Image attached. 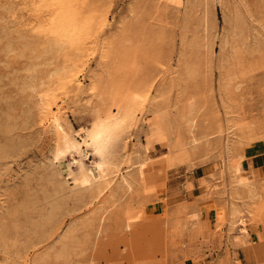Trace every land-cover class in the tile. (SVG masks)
Here are the masks:
<instances>
[{"label":"rangeland","instance_id":"1","mask_svg":"<svg viewBox=\"0 0 264 264\" xmlns=\"http://www.w3.org/2000/svg\"><path fill=\"white\" fill-rule=\"evenodd\" d=\"M263 162L264 0H0V264H264Z\"/></svg>","mask_w":264,"mask_h":264},{"label":"bare ground","instance_id":"2","mask_svg":"<svg viewBox=\"0 0 264 264\" xmlns=\"http://www.w3.org/2000/svg\"><path fill=\"white\" fill-rule=\"evenodd\" d=\"M63 12V11H62ZM67 12V11H66ZM64 15V14H63ZM67 15V14H66ZM73 15V14H72ZM69 17V15H68ZM74 19V17H73ZM67 20V19H65ZM68 21V20H67ZM65 22V21H64ZM68 23V22H67ZM70 23V22H69ZM75 21L73 22V25H74ZM71 24V23H70ZM64 26V24H63ZM68 26V25H67ZM70 26V25H69ZM75 26V25H74ZM78 26V25H77ZM83 27V26H82ZM74 28V27H72ZM76 28V27H75ZM69 29V28H67ZM59 31V30H58ZM57 31V32H58ZM70 31V30H68ZM72 31V30H71ZM66 32V31H65ZM70 33V32H69ZM127 106V105H125ZM129 107V106H127ZM131 107V106H130ZM127 110H129V108H127ZM132 111V109H130ZM133 113V112H132ZM132 116V115H131ZM135 118V116H132ZM98 121V120H97ZM128 121H130V116L128 114H125L124 112V108H121L120 112L116 115V116H113V117H109V119L105 120V121H100L96 124H94L93 126H91V128H89L87 131H86V135H85V138H84V143L83 144H93L96 149L99 151V153L101 155L104 156L105 154V150H107L106 148H109L107 147V145L109 143H111L112 141L115 140V138H117L118 135H120L123 131H125L127 125H129ZM57 123V121H56ZM133 125V124H132ZM58 126V124H56V127ZM130 127V126H129ZM127 130V129H126ZM122 138V137H121ZM64 140V139H63ZM82 141V140H81ZM123 141V140H122ZM72 141H68V144H67V147L66 149L70 150L71 148H74L76 146L73 145L71 143ZM118 142V141H117ZM81 144V143H80ZM121 144V143H120ZM82 145V144H81ZM90 145V144H89ZM112 145L113 142H112ZM117 146V145H116ZM90 147V146H89ZM119 147V145H118ZM79 148V147H77ZM93 148V147H91ZM114 148V147H112ZM113 150V149H112ZM109 151V150H108ZM95 152V151H94ZM97 152V151H96ZM108 153V152H106ZM112 153V152H110ZM115 153V152H114ZM97 155V154H96ZM109 156V155H108ZM107 156V157H108ZM113 157V156H112ZM106 158V157H104ZM99 159H101V157H99ZM103 159V158H102ZM101 159V160H102ZM109 159V158H108ZM115 160V158H114ZM100 161V160H99ZM103 161V160H102ZM109 161V160H108ZM117 161V160H116ZM101 162V161H100ZM112 162V161H111ZM110 162V163H111ZM107 163V161L105 162ZM99 164V163H98ZM103 164V163H102ZM117 164V163H116ZM105 165V164H104ZM114 166V165H113ZM105 167V166H104ZM116 167V166H115ZM103 168V167H102ZM106 168V167H105ZM112 168V167H111ZM110 168V169H111ZM115 171V170H114ZM113 171V172H114ZM87 180V179H86ZM85 181L82 180L81 183H84ZM129 185V184H127Z\"/></svg>","mask_w":264,"mask_h":264},{"label":"crops","instance_id":"3","mask_svg":"<svg viewBox=\"0 0 264 264\" xmlns=\"http://www.w3.org/2000/svg\"><path fill=\"white\" fill-rule=\"evenodd\" d=\"M264 163V162H263ZM247 166H248V168H249V170L251 171H254L255 169H256V167H255V164H254V162H252V167H251V162H248L247 163ZM258 171H260V170H262V169H264V165H260V166H258ZM240 206V205H239ZM240 209H241V211H242V213L241 214H239L238 216H237V220H239V219H243V220H245L246 221V228H247V230H248V234H246V235H244L243 233H242V231H241V224L239 223V222H237L236 223V225H234L233 227H231V223H230V209L228 210V215H227V221H228V225H226V226H224L223 228H222V232L224 233V234H227V233H230V234H233V235H235V236H233V238H235V240H232L231 242H230V244L232 243V244H234V243H237V241L238 242H240V243H243V244H247V243H249L250 242V237L251 236H255V235H257V234H264V231L261 229V227L260 228H258V227H256L255 225H251L250 223H249V221H248V216L244 213V210L240 207ZM212 213H217V211L216 210H214ZM243 214H245L244 216H243ZM215 216H216V214H215ZM248 223V224H247ZM238 233V234H237ZM227 247V245H223V243H222V247H221V250L222 249H225ZM229 247V246H228Z\"/></svg>","mask_w":264,"mask_h":264}]
</instances>
